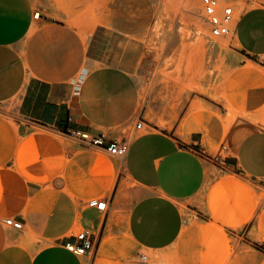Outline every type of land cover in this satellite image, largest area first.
Returning <instances> with one entry per match:
<instances>
[{"label": "crops", "instance_id": "0c3cea01", "mask_svg": "<svg viewBox=\"0 0 264 264\" xmlns=\"http://www.w3.org/2000/svg\"><path fill=\"white\" fill-rule=\"evenodd\" d=\"M23 11L0 0V264H219L213 252L205 256L199 226L184 233L198 213L190 203L217 166L199 154H220L221 170L264 183V125L236 116L227 130L212 114L204 125L188 117L152 127L127 69L101 64L115 46L99 26L81 35ZM232 33L240 55L264 69V5L246 7ZM252 69L247 74L261 82L264 70ZM247 91L238 105L246 114L257 111L254 95L264 96V83ZM140 121L153 129L123 159L68 134L118 141ZM94 199L109 203L107 211ZM8 217L23 228L7 225ZM256 219L234 233L242 244L227 264H264V212ZM81 233L94 244L85 255L66 245Z\"/></svg>", "mask_w": 264, "mask_h": 264}, {"label": "rangeland", "instance_id": "374dc122", "mask_svg": "<svg viewBox=\"0 0 264 264\" xmlns=\"http://www.w3.org/2000/svg\"><path fill=\"white\" fill-rule=\"evenodd\" d=\"M15 1L32 20L39 13L71 25L81 35L99 26L115 46L113 55L101 64L110 62L127 69L144 103L142 115L152 127L166 128L167 124L186 121L188 117L204 125L209 115L218 114L221 119H227L232 112L264 125V96L254 95L259 99L255 112L243 113L238 106L247 100L248 86L261 83L252 80L247 69L259 72L264 69L240 55L232 32L225 36L211 32L203 0ZM247 1L219 0V3L221 7L233 8L236 21L246 7L264 5V0ZM202 51H206L203 71L198 58ZM245 62L247 65L243 66ZM148 129L153 128L144 125L137 135ZM228 154L233 152L222 153L223 157ZM209 170L206 185L190 203L198 213L184 233L199 226L206 246L205 256L210 257L213 252L219 264H227V258L242 244L234 233L250 229L264 212V183L239 172L221 170L214 164ZM231 179L241 180L245 187L236 188L228 182ZM184 209L189 212L187 205ZM249 238L253 242L258 240L255 228ZM254 247L261 250L257 243Z\"/></svg>", "mask_w": 264, "mask_h": 264}, {"label": "built area", "instance_id": "2783aa9c", "mask_svg": "<svg viewBox=\"0 0 264 264\" xmlns=\"http://www.w3.org/2000/svg\"><path fill=\"white\" fill-rule=\"evenodd\" d=\"M203 10L204 15L210 25L211 32L215 36H225L232 32L233 24H234V10L231 6L225 5L224 7L220 6L219 0H203ZM41 15L38 13L35 15V18L38 19ZM144 129V121H140L136 123L135 127L125 136L118 140V141H108L106 142L104 137L99 138H88L85 134L80 133H72L69 132V136L73 139L76 143L80 145H91V146H98L101 148H105L112 156L118 157L123 159L126 157L133 140L138 137L137 133ZM203 158L212 159L213 162L219 166L220 168L226 167L222 156L219 154L218 156H210L206 155L203 152L199 154ZM91 205L97 207L100 211L105 212L109 207V203L105 200H91ZM5 223L9 226H12L16 229L23 228L22 222L16 220L15 218L8 217L6 218ZM79 242H68L66 245L69 250L73 251L78 255H85L90 251L93 247V241L89 237L88 233H81L78 235ZM264 249V247H263ZM142 261H145V257H141Z\"/></svg>", "mask_w": 264, "mask_h": 264}, {"label": "bare ground", "instance_id": "6f19581e", "mask_svg": "<svg viewBox=\"0 0 264 264\" xmlns=\"http://www.w3.org/2000/svg\"><path fill=\"white\" fill-rule=\"evenodd\" d=\"M237 44V46H238V48H240V46H239V44H238V42L236 43ZM206 51H202L201 53H200V55H199V57L198 58H200L199 59V66H200V70L201 71H203L204 69H205V61H206ZM253 70V69H252ZM261 82L262 83H264V77H261ZM134 98V97H133ZM133 98H132V100H133ZM130 99V98H129ZM128 106H130V105H128ZM91 110V109H90ZM92 112V111H91ZM93 113V112H92ZM235 117H236V113L234 112H232V113H230L228 116H227V119H222L223 121H224V125L227 127V130H228V128H229V126L231 125V123L235 120ZM163 127L165 126V125H162ZM226 129V128H225ZM224 130V129H223ZM225 131V130H224ZM225 134V133H224ZM228 182L230 183V184H233L236 188H241V187H245V183H243L241 180H228ZM227 182V183H228ZM87 264H88V262H87Z\"/></svg>", "mask_w": 264, "mask_h": 264}]
</instances>
